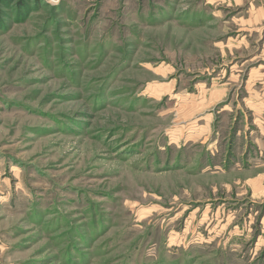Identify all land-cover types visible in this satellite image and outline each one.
<instances>
[{
    "label": "rangeland",
    "instance_id": "374dc122",
    "mask_svg": "<svg viewBox=\"0 0 264 264\" xmlns=\"http://www.w3.org/2000/svg\"><path fill=\"white\" fill-rule=\"evenodd\" d=\"M0 264H264V0H0Z\"/></svg>",
    "mask_w": 264,
    "mask_h": 264
}]
</instances>
